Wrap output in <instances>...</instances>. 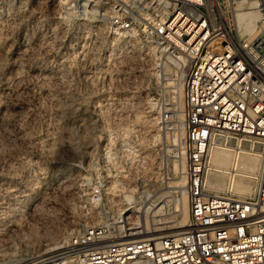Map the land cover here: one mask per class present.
Returning a JSON list of instances; mask_svg holds the SVG:
<instances>
[{
  "label": "rangeland",
  "instance_id": "374dc122",
  "mask_svg": "<svg viewBox=\"0 0 264 264\" xmlns=\"http://www.w3.org/2000/svg\"><path fill=\"white\" fill-rule=\"evenodd\" d=\"M81 5L0 0V264L34 258L51 241L80 249V234L92 224L117 223L116 239L128 226L127 216L115 215L129 203L138 208L131 219L136 232L145 229V209L149 230L186 224L184 166L171 164L183 133L181 77L164 75L171 70L163 64L157 69L153 45L108 35L102 19ZM158 115L172 125L162 128ZM142 156L148 187L117 188L113 158L126 172L139 168ZM106 174L109 204L89 201L90 188ZM107 238L81 251L113 241ZM78 252L60 264H78Z\"/></svg>",
  "mask_w": 264,
  "mask_h": 264
},
{
  "label": "built area",
  "instance_id": "2783aa9c",
  "mask_svg": "<svg viewBox=\"0 0 264 264\" xmlns=\"http://www.w3.org/2000/svg\"><path fill=\"white\" fill-rule=\"evenodd\" d=\"M94 1L89 8L108 35L155 46L157 69L167 63L171 71L164 75L183 73V133L173 144L171 164L183 162L188 216L181 231L126 240H114L117 223L92 224L80 241H113L78 252V264H264V0ZM249 12L257 14L254 33L239 34L236 15ZM156 117L162 128L172 125L169 116ZM213 148L231 154L219 191L205 184L214 172ZM252 150L259 158L252 186L239 194L233 188L236 160ZM113 159L117 188L135 192L148 187L143 156L139 168L126 172ZM108 174L96 179L89 201L109 204L103 192Z\"/></svg>",
  "mask_w": 264,
  "mask_h": 264
},
{
  "label": "bare ground",
  "instance_id": "6f19581e",
  "mask_svg": "<svg viewBox=\"0 0 264 264\" xmlns=\"http://www.w3.org/2000/svg\"><path fill=\"white\" fill-rule=\"evenodd\" d=\"M62 1H67V0H62ZM76 1H78V0H76ZM90 1L91 0H82L81 6L84 7V10H85V7L87 9V7H90L93 4L97 3V1H94V2H90ZM90 12H94V10H90ZM256 20H257V14L255 12L237 14L236 15V24H237L238 33L239 34H245L248 36L252 35L254 33V30L256 27ZM101 23H103L102 20H101ZM113 35L116 36L117 38L125 37V36L119 35L117 33H113ZM153 47H154V49L156 48L155 46H153ZM156 49H158V48H156ZM15 67H16V63H15V59H14V62L9 65V71L14 70ZM163 67H164V70H169V66L167 63H163ZM179 75L181 78H179V80H178L179 82H177L176 87L178 88L179 95H182L181 89H182V75H183V73H181ZM175 81H177V80H175ZM181 102H182V100H181ZM84 125H82V127H84ZM86 126H88V125H86ZM258 159L259 158H258V154H257L256 150H252L250 152H243L237 158L236 166L238 168V177L233 182V188L239 194H247L250 191L251 186H252V178H253V175H254L256 168H257ZM209 160H210V163H211V166H212L214 172L211 173L209 176H206L205 184H206L208 189L213 190V191H219L222 188L224 171L228 168V166L231 162V154L226 149L213 148L211 153H210ZM166 188H172V187L168 186ZM163 197H164V194H161L157 198V201L161 200ZM185 197H186V193H185ZM142 198H143V194H142V197L140 199H142ZM161 202H163V200L160 201L159 203H161ZM164 203H166V201ZM160 208H161V206H159V204L155 205L154 209H153L154 210L153 213L154 214L157 213L160 210ZM137 212H138L137 205L135 206L133 203H129L128 205H126L122 209V213H120V214L117 213L115 215L116 218H118V216H121V215L127 216L126 218H124V221L127 222L126 227L128 226L126 229V233L122 236H120V233H119V237H117L115 240H126V239H130V238L146 237V236H151L152 234L160 233V232H164V231L175 230V229H179L178 231H181V230L185 229V224L182 222L176 226H164L162 228H153V229L149 230L147 220H146V213L148 212V209H145V211L141 212V219H142L141 221H143L145 229L143 228L144 229L143 231H137L136 232V229H138V230H141V229H139V227L136 225V223L135 222L133 223L132 222L133 220H131V219L135 218L136 216H139V215L135 214ZM131 214H132V216L130 217ZM186 214L188 216L187 212H186ZM142 215H143V217H142ZM3 216H2V209H1V204H0V231L2 228V235H3V231H4L3 230V227H4V217ZM187 216L185 217L186 219H187ZM121 228L122 227H119V229H121ZM178 231H175V232H178ZM173 233H174V231H173ZM0 234H1V232H0ZM0 237H2V236H0ZM0 242H1V238H0ZM90 245H91V243H82L79 246H84V247H81L80 249H75L76 248L75 246H70V248H69V246H65V244L62 242H52L51 241L50 243L45 245L44 249L37 256H34V258H30L25 262H19L18 264H60L64 260H66V258L64 257L66 254L75 253L77 251L84 250L86 247H88ZM126 264H132V263L128 262Z\"/></svg>",
  "mask_w": 264,
  "mask_h": 264
}]
</instances>
